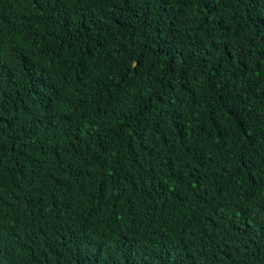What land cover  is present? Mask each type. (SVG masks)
<instances>
[{"label": "trees", "instance_id": "obj_1", "mask_svg": "<svg viewBox=\"0 0 264 264\" xmlns=\"http://www.w3.org/2000/svg\"><path fill=\"white\" fill-rule=\"evenodd\" d=\"M3 264H264V0H0Z\"/></svg>", "mask_w": 264, "mask_h": 264}, {"label": "snow or ice", "instance_id": "obj_2", "mask_svg": "<svg viewBox=\"0 0 264 264\" xmlns=\"http://www.w3.org/2000/svg\"><path fill=\"white\" fill-rule=\"evenodd\" d=\"M0 264H3V262H2V261H0Z\"/></svg>", "mask_w": 264, "mask_h": 264}]
</instances>
